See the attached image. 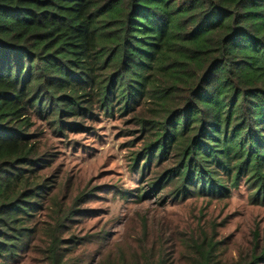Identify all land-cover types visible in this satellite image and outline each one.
Listing matches in <instances>:
<instances>
[{
	"label": "trees",
	"instance_id": "obj_1",
	"mask_svg": "<svg viewBox=\"0 0 264 264\" xmlns=\"http://www.w3.org/2000/svg\"><path fill=\"white\" fill-rule=\"evenodd\" d=\"M100 115L136 123L131 169L153 190L220 201L243 181L264 206V0H0V264H19L45 210L46 264H73L83 200L48 193L32 118L63 137ZM236 264H264V246Z\"/></svg>",
	"mask_w": 264,
	"mask_h": 264
},
{
	"label": "rangeland",
	"instance_id": "obj_2",
	"mask_svg": "<svg viewBox=\"0 0 264 264\" xmlns=\"http://www.w3.org/2000/svg\"><path fill=\"white\" fill-rule=\"evenodd\" d=\"M32 121L38 154L48 161L40 171L48 193L65 209L83 200L63 236L77 242L73 264H195L204 242L214 245L215 264H236L264 246V206L250 204L243 181L220 201L182 198L172 186L153 190L154 171L144 178L133 171L138 126L130 117L100 115L88 132L63 137ZM48 221L46 210L35 217L37 234L19 264H46Z\"/></svg>",
	"mask_w": 264,
	"mask_h": 264
}]
</instances>
